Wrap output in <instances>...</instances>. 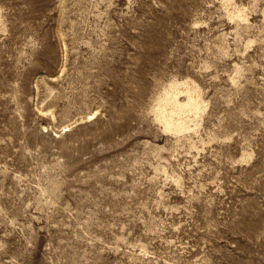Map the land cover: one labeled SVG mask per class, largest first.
Here are the masks:
<instances>
[{"label":"rangeland","instance_id":"1","mask_svg":"<svg viewBox=\"0 0 264 264\" xmlns=\"http://www.w3.org/2000/svg\"><path fill=\"white\" fill-rule=\"evenodd\" d=\"M0 264H264V0H0Z\"/></svg>","mask_w":264,"mask_h":264},{"label":"bare ground","instance_id":"2","mask_svg":"<svg viewBox=\"0 0 264 264\" xmlns=\"http://www.w3.org/2000/svg\"><path fill=\"white\" fill-rule=\"evenodd\" d=\"M237 9L234 16L246 21L244 10ZM181 95H185V100L180 98ZM204 107L199 87L192 80L185 78L172 82L165 89L158 100L155 116L164 125L165 130L181 134L197 127ZM94 115L95 113L92 114ZM65 128L69 130L71 127L66 125Z\"/></svg>","mask_w":264,"mask_h":264}]
</instances>
